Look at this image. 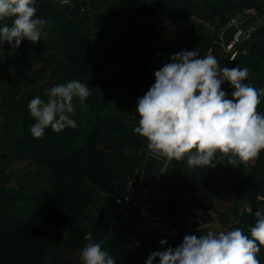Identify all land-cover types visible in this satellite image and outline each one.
<instances>
[{
    "label": "rangeland",
    "instance_id": "obj_1",
    "mask_svg": "<svg viewBox=\"0 0 264 264\" xmlns=\"http://www.w3.org/2000/svg\"><path fill=\"white\" fill-rule=\"evenodd\" d=\"M249 10L256 12L250 15ZM39 11V19L47 21L40 41L25 38L18 47L14 41L0 42V200L7 194L17 196L6 223L15 224L33 214L56 183L63 187L71 183L85 184L81 194L87 198L74 208L57 200V206L67 212L63 226L59 223L53 230L36 231V237L49 248L45 264H83L80 253L89 232L94 242L103 241L102 248L110 255L122 247L136 248L147 256L179 246L185 235L199 237L208 231L218 234L239 227L250 236L255 212L264 211V150L248 164H230L229 157L217 153L215 167L189 168L186 157L176 162L152 153L148 141L133 129L140 119L135 111L137 100L155 83L154 73L184 50H197L201 57L213 55L222 68L246 67L249 75L244 83L264 88V42L243 41L233 63L228 62L225 48L235 31L231 21L245 32L263 31L264 0H49ZM59 11L77 20L83 34L99 46L97 25L101 22L139 25L144 34L108 65L110 88L99 80L90 86L91 95L83 105L78 98L73 100L75 115L69 114L73 118L102 111L101 116L114 122L94 138L92 151L81 153L79 171H74L80 172L78 179L65 178L58 166L41 161L56 157L66 141L63 131L45 129L42 138L50 148L30 132L36 122L28 110L31 99L39 96L47 102L51 87L77 80L65 71L60 30L51 20ZM4 24L11 26L12 18L0 21V27ZM251 60L262 67L261 72L251 66ZM221 90L233 99L229 82ZM257 112L264 115V95ZM11 117L22 120L19 126L8 121ZM143 171L146 175H141ZM209 214L211 219H207ZM162 240L167 243L161 245ZM15 249L4 248L9 262ZM260 250L264 252V246ZM3 260L0 257V263Z\"/></svg>",
    "mask_w": 264,
    "mask_h": 264
},
{
    "label": "clouds",
    "instance_id": "obj_2",
    "mask_svg": "<svg viewBox=\"0 0 264 264\" xmlns=\"http://www.w3.org/2000/svg\"><path fill=\"white\" fill-rule=\"evenodd\" d=\"M35 5L36 0H0V21L12 18L11 26L0 27V42L14 41L18 47L25 38L33 43L41 40L47 21L34 18ZM154 75L155 83L137 100L140 119L133 129L148 141L152 153L169 161L186 157L189 168H211L217 153L234 165L248 164L264 150V115L257 112L264 88L244 83L248 68H222L213 55L201 57L197 50H184ZM225 81L234 88L233 99L221 90ZM47 95V102L37 96L28 104L36 121L30 128L35 139L49 127L56 133L76 128L69 115H75L73 100L78 98L83 105L91 92L88 84L72 80L51 87ZM255 217L250 236L239 227L199 237L185 235L175 248L150 252L145 264H155L157 258L159 264H261L257 254L264 246V211L257 210ZM85 241L80 253L83 264H116L102 248L103 241L94 242L90 232Z\"/></svg>",
    "mask_w": 264,
    "mask_h": 264
},
{
    "label": "trees",
    "instance_id": "obj_3",
    "mask_svg": "<svg viewBox=\"0 0 264 264\" xmlns=\"http://www.w3.org/2000/svg\"><path fill=\"white\" fill-rule=\"evenodd\" d=\"M43 1L48 2L49 0ZM45 2L41 4L36 2L38 7L36 6L37 11L34 18H39L41 12L39 8H42ZM51 20L55 28L58 27L60 30L59 40L62 42L61 54L65 60V71L70 75L76 76L79 82L88 84L89 88L96 85L99 80L106 89L110 88L112 80L109 79V73L107 72L108 65L126 52L131 44L141 40L144 35L139 25L125 26L118 22L105 21L97 25V29L101 33L99 37L101 45L99 46L95 43V40L85 36L78 21L69 17L65 12L59 11L55 16L51 17ZM250 38L256 44L263 43L264 28L262 32L251 33L248 39ZM250 64L253 68L258 69L260 72L262 71V67L257 62L251 60ZM102 106L104 107V105ZM101 112L99 111L96 115L91 113L84 116L79 115V117L75 118L70 116L76 122L77 127L74 129L66 127L63 130L66 141L61 144L57 155H55L56 157L41 161L49 162L55 168L58 166L57 171L63 172L65 178L73 177L78 179L80 172L75 173L74 171L75 169L79 171L76 167L80 162L81 153L83 151H92L94 138L101 136L102 131H106L107 128L113 126L114 122L108 121L106 115L101 116ZM8 121L17 126L22 120L19 117H11ZM22 138V141L29 143L27 139ZM39 141L50 148V144L48 141L45 143L44 138H40ZM175 161L178 162V160ZM56 184L57 186L55 185L42 196L37 206H35L33 214L25 217L24 220L20 219L15 224L12 222L8 225L5 220H8V214L14 211L10 204H16L17 196L12 197L7 194L0 200V218L3 219H0V237L3 238L2 240L0 238V257L4 258L5 264H45L49 248L43 241L41 242L40 237H36L38 234L36 231L43 233L44 229L51 227V230H53V226L59 223L63 226L67 212H65L66 210L62 211V208L57 206V200L63 203L67 202V208L83 205L87 196L81 194V190L85 187V184L80 186L66 183L64 187L61 183ZM60 192L69 194L70 197L64 198V195L58 197ZM19 198L22 199L21 196ZM17 207L19 208V206ZM7 239L9 240L3 245L4 242L2 241ZM12 239L16 242H9ZM33 243L35 244L34 247ZM16 244H19L20 248ZM5 246L16 248L15 252H10L13 255L11 263L5 255ZM112 252L117 264H145L148 258L147 255L136 248L118 247L113 249ZM257 258L261 261V264H264V252L262 250L257 254Z\"/></svg>",
    "mask_w": 264,
    "mask_h": 264
},
{
    "label": "built area",
    "instance_id": "obj_4",
    "mask_svg": "<svg viewBox=\"0 0 264 264\" xmlns=\"http://www.w3.org/2000/svg\"><path fill=\"white\" fill-rule=\"evenodd\" d=\"M256 10H249L248 13L250 15L255 14ZM235 27V31L232 35V40L228 41L226 43V57L228 62L233 63L238 55H239V45L245 41L246 39L249 38L251 31H244V29L242 27H240L236 21H231L230 23V27ZM130 199V198H128ZM154 226H156V221L154 219H152L151 222Z\"/></svg>",
    "mask_w": 264,
    "mask_h": 264
},
{
    "label": "water",
    "instance_id": "obj_5",
    "mask_svg": "<svg viewBox=\"0 0 264 264\" xmlns=\"http://www.w3.org/2000/svg\"><path fill=\"white\" fill-rule=\"evenodd\" d=\"M211 218H212L211 214L207 215V219H211Z\"/></svg>",
    "mask_w": 264,
    "mask_h": 264
},
{
    "label": "crops",
    "instance_id": "obj_6",
    "mask_svg": "<svg viewBox=\"0 0 264 264\" xmlns=\"http://www.w3.org/2000/svg\"><path fill=\"white\" fill-rule=\"evenodd\" d=\"M144 172V171H143ZM139 173H140V171H139ZM141 175H146V173L144 172V173H142ZM150 176H153V175H150Z\"/></svg>",
    "mask_w": 264,
    "mask_h": 264
}]
</instances>
